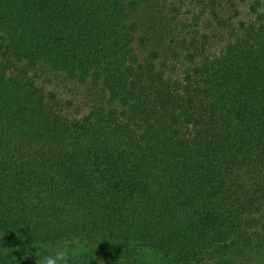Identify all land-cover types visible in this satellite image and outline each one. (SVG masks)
Listing matches in <instances>:
<instances>
[{"label": "trees", "instance_id": "obj_1", "mask_svg": "<svg viewBox=\"0 0 264 264\" xmlns=\"http://www.w3.org/2000/svg\"><path fill=\"white\" fill-rule=\"evenodd\" d=\"M264 264V0H0V264Z\"/></svg>", "mask_w": 264, "mask_h": 264}, {"label": "clouds", "instance_id": "obj_2", "mask_svg": "<svg viewBox=\"0 0 264 264\" xmlns=\"http://www.w3.org/2000/svg\"><path fill=\"white\" fill-rule=\"evenodd\" d=\"M45 246L44 254L41 256L39 264H70L73 258V251L65 243L58 242L52 247V251Z\"/></svg>", "mask_w": 264, "mask_h": 264}]
</instances>
